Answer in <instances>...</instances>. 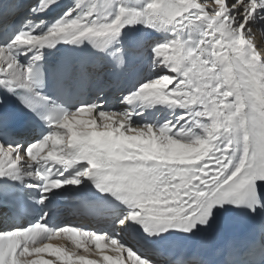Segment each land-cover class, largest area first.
Instances as JSON below:
<instances>
[{
  "label": "snow or ice",
  "instance_id": "6c2138e0",
  "mask_svg": "<svg viewBox=\"0 0 264 264\" xmlns=\"http://www.w3.org/2000/svg\"><path fill=\"white\" fill-rule=\"evenodd\" d=\"M258 33L264 0H0V264H264Z\"/></svg>",
  "mask_w": 264,
  "mask_h": 264
},
{
  "label": "bare ground",
  "instance_id": "6f19581e",
  "mask_svg": "<svg viewBox=\"0 0 264 264\" xmlns=\"http://www.w3.org/2000/svg\"><path fill=\"white\" fill-rule=\"evenodd\" d=\"M62 2L65 3V4H68V3L71 2V0H62ZM57 11H59V10H57ZM261 40H264V36H262L260 33H258V34H257V42H258V44L261 42ZM62 213H63V214H65V213H69V214H70L69 211H62ZM67 218L69 219V220H67V222L72 223V222L74 221L73 219L70 220V219H71L70 216H68ZM75 218H76L77 220L81 221V222H85V223H87V221H86V220H83V218H78V217H75ZM53 243H65V241H54ZM81 251H83V250H81Z\"/></svg>",
  "mask_w": 264,
  "mask_h": 264
},
{
  "label": "rangeland",
  "instance_id": "374dc122",
  "mask_svg": "<svg viewBox=\"0 0 264 264\" xmlns=\"http://www.w3.org/2000/svg\"><path fill=\"white\" fill-rule=\"evenodd\" d=\"M67 217H68V216H67ZM67 217H66V218H67ZM67 220H69V219L67 218L66 221H67ZM73 220H74V221H79V220H77L76 218H74Z\"/></svg>",
  "mask_w": 264,
  "mask_h": 264
}]
</instances>
